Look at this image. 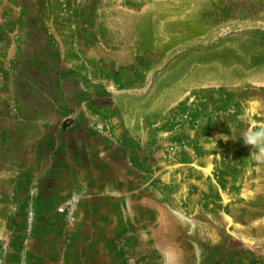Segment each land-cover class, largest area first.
Instances as JSON below:
<instances>
[{
  "label": "rangeland",
  "instance_id": "374dc122",
  "mask_svg": "<svg viewBox=\"0 0 264 264\" xmlns=\"http://www.w3.org/2000/svg\"><path fill=\"white\" fill-rule=\"evenodd\" d=\"M24 4L17 15L55 17L61 78L108 96L109 171L123 170L125 143L171 186L184 264H264V144L243 141L264 128V0Z\"/></svg>",
  "mask_w": 264,
  "mask_h": 264
},
{
  "label": "crops",
  "instance_id": "0c3cea01",
  "mask_svg": "<svg viewBox=\"0 0 264 264\" xmlns=\"http://www.w3.org/2000/svg\"><path fill=\"white\" fill-rule=\"evenodd\" d=\"M24 1L0 0V259L19 264L23 252L26 264H184L171 186L150 164L142 173L125 143L123 170L109 171L108 96L94 94L92 81L61 78L66 64L53 56L65 58L68 44L46 30L54 16L17 15ZM72 196L77 221L67 225L57 208ZM31 205L38 221L24 244ZM13 215L24 217L14 223Z\"/></svg>",
  "mask_w": 264,
  "mask_h": 264
},
{
  "label": "built area",
  "instance_id": "2783aa9c",
  "mask_svg": "<svg viewBox=\"0 0 264 264\" xmlns=\"http://www.w3.org/2000/svg\"><path fill=\"white\" fill-rule=\"evenodd\" d=\"M77 204H78V197L72 196L57 208V214L62 218H64L66 223L74 224L77 221ZM37 221H38V214L35 208L31 205L25 215L24 225H25L27 237L24 240V244H26L27 240L32 236ZM18 262L19 264H26L25 255L23 252L19 254ZM0 264H4V260L0 259ZM135 264H143V262L139 261L136 262Z\"/></svg>",
  "mask_w": 264,
  "mask_h": 264
},
{
  "label": "clouds",
  "instance_id": "9594fccd",
  "mask_svg": "<svg viewBox=\"0 0 264 264\" xmlns=\"http://www.w3.org/2000/svg\"><path fill=\"white\" fill-rule=\"evenodd\" d=\"M243 141L248 145L264 144V128L249 133L243 138Z\"/></svg>",
  "mask_w": 264,
  "mask_h": 264
}]
</instances>
